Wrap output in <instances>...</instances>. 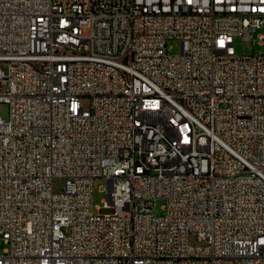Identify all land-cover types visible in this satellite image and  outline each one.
Wrapping results in <instances>:
<instances>
[{
  "label": "built area",
  "instance_id": "built-area-1",
  "mask_svg": "<svg viewBox=\"0 0 264 264\" xmlns=\"http://www.w3.org/2000/svg\"><path fill=\"white\" fill-rule=\"evenodd\" d=\"M258 30L264 0H0V264H264Z\"/></svg>",
  "mask_w": 264,
  "mask_h": 264
},
{
  "label": "rangeland",
  "instance_id": "rangeland-1",
  "mask_svg": "<svg viewBox=\"0 0 264 264\" xmlns=\"http://www.w3.org/2000/svg\"><path fill=\"white\" fill-rule=\"evenodd\" d=\"M259 32L264 33V30H258L255 36L254 40H244L240 36H234L233 37V45L234 50L237 55H245V54H251L255 52H264V39L258 38L257 34ZM167 45L170 47V51L173 54H177L180 51V43L179 39L176 37H170L167 39ZM4 63L0 62V65H3ZM81 104L87 108L88 107V98L82 97L80 99ZM8 116V104L5 102H0V117L1 118H7ZM64 183L63 178H55L53 180V188L54 191L58 192L62 189ZM106 179L103 177H97L92 182V206H93V212L97 213V209L95 207H100L104 205V200L107 199L106 194ZM164 200L161 198H158L155 200L154 207L152 209L153 213L156 215H160L164 213L163 209ZM103 213L109 212V209L104 208L102 210ZM189 240L191 242H195L194 238L190 236ZM5 246L4 243L0 244V250L3 249Z\"/></svg>",
  "mask_w": 264,
  "mask_h": 264
},
{
  "label": "bare ground",
  "instance_id": "bare-ground-1",
  "mask_svg": "<svg viewBox=\"0 0 264 264\" xmlns=\"http://www.w3.org/2000/svg\"><path fill=\"white\" fill-rule=\"evenodd\" d=\"M182 162L185 168H192V170H199L201 167V160H199V151L187 150L182 155Z\"/></svg>",
  "mask_w": 264,
  "mask_h": 264
}]
</instances>
